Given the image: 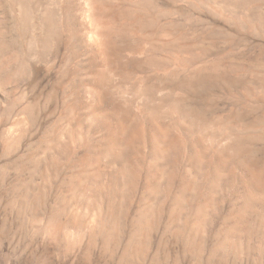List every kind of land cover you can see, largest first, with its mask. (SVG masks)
Masks as SVG:
<instances>
[{
  "label": "rangeland",
  "instance_id": "374dc122",
  "mask_svg": "<svg viewBox=\"0 0 264 264\" xmlns=\"http://www.w3.org/2000/svg\"><path fill=\"white\" fill-rule=\"evenodd\" d=\"M82 1L71 41L7 83L0 264H264V0H138L135 23L122 0L103 57ZM139 42L183 67L154 73Z\"/></svg>",
  "mask_w": 264,
  "mask_h": 264
},
{
  "label": "bare ground",
  "instance_id": "6f19581e",
  "mask_svg": "<svg viewBox=\"0 0 264 264\" xmlns=\"http://www.w3.org/2000/svg\"><path fill=\"white\" fill-rule=\"evenodd\" d=\"M122 2H123L122 0H114L113 6H112L113 13H111L112 16H110L109 18H107V15H105L106 13L104 12V10L106 7H104V5L102 3L97 4V2L95 0H83L82 1L83 6L80 5L81 2L79 4L81 6L80 8L84 7V9H85L86 18H87L88 26H89V29L86 27L88 29V31L85 28L86 32L84 33V31H83L81 33H84L83 35L86 38V41H88L89 47L91 45H93L95 47V49L98 51L99 56H102V55L104 56L107 49L111 46V43H113L112 37L114 35L117 36L126 30V27H127L126 19L127 18L124 19L123 15H122V10H123ZM137 2H138V0H131L130 4L128 6L126 5V8H125V9H131L132 13H134V11H136L134 13L135 15H133L134 17L130 16L133 19V23H135L134 21L139 20L137 18H139V16H140V15H138V12H137L138 10L136 9L137 8L136 7ZM75 6H76L75 0H0V107H1V109L3 107L2 110L7 111L6 113H8V110H10L11 104H12V100L10 99L11 97L10 98L8 97V93L6 91V88L9 87V85L14 86L25 75H28V74L32 73L33 71H35L34 68L39 67L42 63L44 64V62L49 60L50 54L52 52H54L59 47L58 45L61 43L60 42L61 36L64 35L66 37V38L65 37L64 38L67 39V41L69 42V41H71V39L76 34L77 30L75 31V29H74V26H75L74 23L76 22L75 21V18H76L75 13L77 12V11H75ZM160 7L162 8V9H159L160 11L169 10L167 7H163L162 5ZM85 12H84V14H85ZM96 14H98L102 18L97 19ZM79 15H77V16L79 17ZM151 16H154V15H151ZM82 17L80 18V20H82ZM80 20L78 19V21H80ZM167 20L169 21V19H167ZM83 21H85V20H83ZM83 21H80L81 24H83L82 23ZM80 22H79V24H80ZM128 22H130V21H128ZM77 33H78L77 36L79 38L83 37V36H79V32H77ZM126 33L128 35H131L134 38L137 37V34H136L137 32L130 27L126 31ZM140 35H138V36H140ZM121 41H122V39H121ZM121 41L119 43L122 44L123 42H121ZM79 42L81 43V41H79ZM64 43H66V42H64ZM74 43L75 42H73V44ZM85 44L88 45L86 42H85ZM68 46H66V47H68ZM114 46L115 45H113L112 48ZM117 46L120 47V45H118V44H117ZM91 48L92 47L89 48V51H91L90 50ZM126 48H127V46H126ZM115 49L117 50L116 47H115ZM121 49H123V47ZM120 51L118 50V52H120ZM128 51H131L132 55H133V53H135V54H137V57L138 56L142 57L145 61V64H146V61L149 65L151 63L149 69L151 71H154V73L155 72L158 73V75L161 73H170L171 70L173 71V69L179 65V63L175 62L174 66H171V65L166 64L165 62L160 63L158 61L159 63H157L155 60H152L153 59L152 58V52H150L147 49V44L145 42L137 43L134 47L129 48ZM131 52L129 53L130 55H131ZM54 55H56V53ZM165 55H166V53H165ZM186 66H188V65H186ZM182 67H183V65H182ZM131 68H133V67H131ZM120 75H122V74H120ZM142 75L136 74V81L138 80L137 83L140 84L139 86L141 88H142V85L144 84L142 82V80L145 78L143 76V79L141 80L140 78ZM176 75H177V73H176ZM116 77H118V76H116ZM25 79H27V78H25ZM143 81L145 82V79ZM7 83L9 85H7ZM95 83H97V82H95ZM120 84H121V82H120ZM18 85H20V84H17L16 86L20 87ZM156 85H158V84H156ZM123 86H124V84H123ZM143 86H145V85H143ZM112 88H114V87H112ZM120 88H121V86H120ZM123 88L124 87H122L121 89H123ZM157 91H158V89H157ZM120 93H121V91H120ZM143 93H145V92H143ZM11 94H12V92H11ZM120 96H122V95H120ZM21 103H18V104L21 105ZM24 104H26V103H24ZM13 105H14V103H13ZM21 106H23V105H21ZM142 109H144V108L142 107ZM10 112H11V110H10ZM48 231H49L48 233H50V230H48Z\"/></svg>",
  "mask_w": 264,
  "mask_h": 264
}]
</instances>
